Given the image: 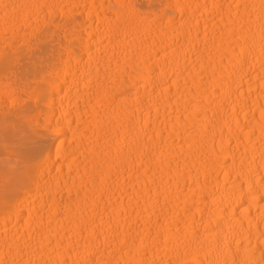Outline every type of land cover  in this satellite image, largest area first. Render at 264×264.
<instances>
[{"label":"bare ground","instance_id":"bare-ground-1","mask_svg":"<svg viewBox=\"0 0 264 264\" xmlns=\"http://www.w3.org/2000/svg\"><path fill=\"white\" fill-rule=\"evenodd\" d=\"M0 264H264V0H0Z\"/></svg>","mask_w":264,"mask_h":264}]
</instances>
